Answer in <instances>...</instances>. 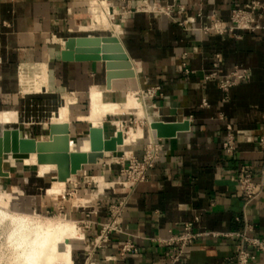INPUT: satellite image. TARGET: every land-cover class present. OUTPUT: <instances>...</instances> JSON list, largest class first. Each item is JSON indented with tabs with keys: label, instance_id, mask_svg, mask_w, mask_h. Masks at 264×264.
<instances>
[{
	"label": "crops",
	"instance_id": "obj_1",
	"mask_svg": "<svg viewBox=\"0 0 264 264\" xmlns=\"http://www.w3.org/2000/svg\"><path fill=\"white\" fill-rule=\"evenodd\" d=\"M137 1L120 0L117 14L121 16L123 10L131 12L122 16L118 37L137 78L114 80L110 90L103 62H65L61 58L64 42L70 37L115 36L114 29L99 24L100 19L95 22L91 18L93 22L86 25L88 14L105 0H0V126L18 124L19 111L26 115L46 112L53 104L59 105V97L70 94L76 96L77 103L66 97L50 124L56 126L58 134L66 133L65 127H69L73 139L75 131L82 127H74L71 119L59 123L60 110L71 99L77 120L87 123L89 129L90 124L81 118L90 114V96L96 86L104 92L102 98L106 103L126 104L133 94L142 99L151 121L180 126L174 136L167 138H159L154 131V140L160 142L162 149L147 182L133 190L118 185L106 190L108 203L127 199L124 232L113 235L103 248L92 249L86 262L84 258L75 262L72 257L73 264H88L92 258L95 264H167L171 250L157 239L182 232L186 223H193L195 233L221 235L243 232L250 225L251 237L264 238V193L247 204L237 182V175L244 170H251L254 180L259 182L264 167V153L258 144L264 135V13L259 19L261 29L242 32L239 39L234 35H205L199 28L210 23L212 14L229 21L233 9L243 8L252 0H201L202 18L197 17L195 3H187L184 14L169 17L157 12H136ZM147 1L163 7L174 0ZM190 17L195 22L189 23L188 29L178 24ZM217 54L222 57V74L240 67L248 69L251 76L234 87L227 99L216 80L204 81ZM25 65L46 71L41 69L40 75L24 83L21 77ZM186 69L190 74H186ZM154 87L160 88L155 97L143 99L142 90ZM204 100L207 107L203 106ZM87 101L89 108L85 112ZM69 110L71 114L70 106ZM229 133L238 141L231 158L223 149ZM141 146L134 153L138 157L143 154ZM106 158L108 155L89 167H95L94 172L112 182L122 179V165H110L104 161ZM80 174L81 171L77 176L81 179ZM43 179L35 182L47 192ZM77 183L75 180L67 186L82 194L85 190ZM52 203L48 207L56 208V203ZM102 207L98 209L99 215L93 217L94 223L107 219ZM94 223L84 232L81 229L82 237L71 241V250L79 241L91 247L100 230ZM126 241L134 243L139 253L121 257L120 246ZM236 252L235 239L201 235L189 246L181 264H236ZM255 253L257 259L251 264H264V252ZM110 257L116 259L108 260Z\"/></svg>",
	"mask_w": 264,
	"mask_h": 264
},
{
	"label": "built area",
	"instance_id": "obj_2",
	"mask_svg": "<svg viewBox=\"0 0 264 264\" xmlns=\"http://www.w3.org/2000/svg\"><path fill=\"white\" fill-rule=\"evenodd\" d=\"M136 12H157L173 16L174 13L184 14L187 9V3H195L197 6V17H203V9L201 7V0H174L172 4L157 7L151 5L147 0L141 3V0L137 1ZM131 13L128 10H123L121 13L128 16ZM264 13V1L252 0L243 8L233 9L231 18L229 21L221 19L217 14H212L209 17L210 23L199 28V30L205 35H234L237 38H241L242 32H256L261 29L259 19L262 18ZM195 22L194 17H190L185 21H180L178 24L188 29L189 23ZM221 60L220 54H217L212 62L211 71L205 76L204 81H217L218 88L224 93L226 99L229 96L230 91L236 87L242 81L250 79V72L248 69L236 67L227 74L221 73ZM186 74H190V71L186 69ZM159 87L149 88L143 90L142 94L145 98H153L157 94ZM203 106L207 107L206 100L203 101ZM223 119V117H221ZM228 130L231 132L232 128L229 126ZM237 138L233 133H229L223 142V149L228 158L234 156L237 148ZM258 144L264 153V135L258 139ZM162 145L160 142L151 139L147 143V147L143 150L141 157L132 153L130 156H126V159H119L117 163L122 165L121 174L122 179H118L114 182H107L104 176L103 188H100V182L97 181L98 177L93 178L94 183L98 184V195L101 199L97 202V206H101V202L106 200V190L113 189L114 186H122L127 189H135L138 185L145 183L149 179V172L155 167L156 161L160 158ZM86 175V174H85ZM96 179V180H95ZM237 182L241 191L246 197V203L250 204L257 200L264 193V167L261 171V180L256 182L254 180L253 172L251 170H244L237 175ZM127 199H121L117 202L111 203L108 207L107 219L100 223L91 222L85 226L89 228L92 223L98 224L100 227L99 233L92 241L93 249H101L108 244L113 235H119L124 232L123 222L124 215L127 208ZM252 231L250 225L246 226L243 232H230L225 234L220 233H205L198 234L194 232L193 223H186L182 232L170 233L167 238H158L157 242L165 245L171 250L169 260L167 264H181L183 257L187 253L189 246L201 235L219 237L224 236L236 240V264H251L256 261V252H264V238L251 237L249 232ZM85 239V238H84ZM254 250V251H253ZM138 254L139 249L131 241L123 242L120 246L119 255L121 257L127 254ZM116 259L110 257L108 260Z\"/></svg>",
	"mask_w": 264,
	"mask_h": 264
},
{
	"label": "rangeland",
	"instance_id": "obj_3",
	"mask_svg": "<svg viewBox=\"0 0 264 264\" xmlns=\"http://www.w3.org/2000/svg\"><path fill=\"white\" fill-rule=\"evenodd\" d=\"M105 2L110 7L109 13H110V16L112 18V21L114 22V24L120 25V20H121L122 16L117 15L118 14V7L121 3L120 0H105ZM90 3H92V1ZM85 9H87V7ZM86 19H87L86 25H89L92 22L90 13L88 14V17ZM79 31H80V29H79ZM85 33H88V32H85ZM88 34H98L99 35V34H110V33H108V32H102V33L101 32H94V33L89 32ZM21 92H22V90H21ZM21 95L27 96V95H34V94H23V93H21ZM66 97L74 99L75 103H77V98L75 95L63 94L62 98L61 97L58 98L59 105L53 104L54 107L51 106V108L49 110L47 109L46 112H36L34 114H31V115H28V114L26 115L20 111L19 112L16 111V112H18L19 123L15 124V125H13L12 123L11 124L7 123V124H4L3 126H0V134L4 128L10 129V128L18 127L20 130H22V132L24 133V135L26 137L34 138L33 136H35L36 137L35 139L37 141L47 140L48 135H49V126H50V123L52 121V118L57 115L59 108L65 104V102H66L65 98ZM82 106H84V104H82ZM84 108H82V109H84ZM88 108H89V102L87 103V107L85 108V112L88 111ZM70 109H71L70 119H71L72 124L74 125V127H76L78 125H80L82 127L81 130L75 131V133L73 134L74 138L72 139L75 142V144L72 143L74 145V147L76 149H79L82 146V144H80L81 139L86 138L88 136V130H87L88 124L83 123V122H79L77 120L78 115L72 111L71 105H70ZM119 120L121 121L122 127L124 126V129L126 130L127 133L130 131V129H134L136 131L137 128H139V129L142 128L144 130V134H145L144 137L145 138L143 139L142 146H141L142 150H144L147 147V143L149 140V136H148L149 135L148 134L149 126H148L147 122L141 121V119L138 116H136L135 114H132V113H125V114L117 115V116L116 115L108 116L107 120L104 122V126H105L107 136H111L117 131L118 125L116 124V121H119ZM88 123L91 126V123L90 122H88ZM125 148H127V147H125ZM137 150H138V148L135 149L133 153H135ZM119 154H121V155H119ZM107 155H108V158H106L104 161L110 163V165H117V161L119 159H121V158L126 159V156H127L125 151H123V150H120V152L116 153V154H107ZM90 169H93V170L89 171ZM95 170H96L95 167H89V166L87 167L86 166V168H84L81 171V174H80L82 177L81 179L79 176H73L71 178V182L76 180L78 182L77 183L78 185L80 184L83 186V189L85 191H83L82 194H79L75 188L74 189L68 188L67 185L70 183V182H68L66 184L64 192H62L57 197L51 196V195H49V193L46 192V189L42 190V188L39 187L38 182H35V180H38L39 177H38L37 172H32V171H29V172H26L23 174H20L17 172H12L10 178H1L0 177V191L1 190H3L1 192L8 191V192H11V194H12L13 199L11 200V207L9 210L16 212V213H21V214H34V215L37 214V216L39 218L38 217H35V218L34 217H27V216L19 217V218L26 220V221L29 220L28 222L31 224L34 222L36 223V220H43L45 218H52V219H58V218L66 219V218H68V219H71L72 221L75 220L77 222L78 226L76 225V222L75 223L73 222V224H74L73 226L75 229L77 227L79 230L82 229V231L84 232V230H86L85 226L89 225V223L93 222L94 221L93 217H95L96 214L100 213L98 210L99 206H97L96 204L101 199V196L98 195V184L94 183L93 178L101 177L102 175L94 172ZM106 172H109V168H106ZM57 177L58 176L56 174V171H53L50 174H48L45 179H43L45 181V184H46L48 190H49V188L52 187L51 184H53V182H55V178H57ZM106 181L112 182L109 179H106ZM14 188H17L19 190L15 191ZM46 194H47V196H50L52 198L47 197ZM83 200H88L89 202L83 203ZM52 201H53V203H56V208H53V207L49 208L48 207V205H50L52 203ZM108 201L109 200L106 199L103 202H101V204H100V205H103L102 210L106 215L108 213V207L111 204L110 202L108 203ZM3 211L6 212V209H5V207H3L1 205L0 206V212H3ZM11 211L8 213V210H7L6 214L7 215L9 214L8 219H5L6 216H4V213L2 215H0V226H1V228H0V264H9V263L13 264V262L15 264H20V263L15 262L17 260L18 256L20 255V249L15 248V246H14L15 242L14 241L17 238L15 239L13 236H15L16 235L15 233L18 232L15 237H17V236L19 237V236H21V234H23L25 232V230L23 228H21L23 230L22 231L20 229V226H18V228H17V225H15V224L12 225L13 224L12 218L9 217L10 215L13 216ZM76 212H77V214H76ZM77 215H80L81 217H79V216L77 217ZM1 217H4V218L1 219ZM30 218H31V221H30ZM1 222H3V223H1ZM7 223H8V225H7ZM1 224H4V225H1ZM31 226H33V225H31ZM4 228H5V230H4ZM9 228L11 231L10 230L8 231ZM12 228H14V229H12ZM1 231L4 232V236H3V232H1ZM15 231H17V232H15ZM21 231H22V233H21ZM82 231H81V233H82ZM12 233L15 235L12 236ZM9 237H12L11 240ZM1 243H4V244H1ZM88 244L89 243H87V242L85 243V241H83V242L79 241L75 244V248L72 246V257H73V260L75 262H76L77 258L79 260L81 258H84V262H86L88 260V258H90L89 254L92 253L93 245H90L91 247H88L87 246ZM6 245L8 247L7 249H6ZM11 245H12L13 249L11 248ZM1 246H3V247H1ZM61 248L64 250V245H62ZM1 249H3V250H1ZM14 250H16L15 251L16 253L13 252ZM17 253L19 255H17ZM9 255H10V257H9ZM1 257H3V258H1ZM7 257H9V258H7Z\"/></svg>",
	"mask_w": 264,
	"mask_h": 264
},
{
	"label": "bare ground",
	"instance_id": "obj_4",
	"mask_svg": "<svg viewBox=\"0 0 264 264\" xmlns=\"http://www.w3.org/2000/svg\"><path fill=\"white\" fill-rule=\"evenodd\" d=\"M109 9H110L109 5L106 2H103L101 4L100 8H96V9H93L91 11V18L96 20L95 22L99 21L97 19H100L101 21L99 22V24L103 28L105 26L108 29L110 27L112 29H114L116 32L115 37L119 38L118 32H119L120 25L114 24V22L112 21V18L110 16ZM99 24H98V27H99ZM93 28H91V30ZM83 29H87V26L83 25ZM97 29H101V28H97ZM121 32L122 31H120V34H121ZM34 66L35 65H33V67ZM33 67L31 65L23 66V68H22L23 77H21V78H23L24 83L25 82L30 83V82H28L29 80H31L29 78L30 77L33 78L35 75L37 76L40 73L39 71L42 69L41 70V72H42L44 69V68H40V67H37V68L34 67L35 68L34 69ZM45 68H46V66H45ZM42 74L43 73H41V75ZM41 79H44V78H41ZM35 81H34V83H35ZM38 81H42L45 83V81H43V80H38ZM47 81H48V79H47ZM27 83L25 85H27ZM39 83H41V82H39ZM29 85H31V84H29ZM23 87H25V86H23ZM30 88H31V86H30ZM38 88H40V87H38ZM99 88H100V90H98ZM23 89H25V88H23ZM27 89H28V87H27ZM96 89L97 90L96 91L94 90V92H92L91 96H90V104H91V107L89 109L90 114L86 117L81 118V120L86 121V122H90L92 128H101L104 125V122L107 120L108 116H114V115L117 116V115H122L125 113L136 112L139 115V118L143 120V122L144 121L147 122V124L149 126V132H150L149 139L154 141V139H155L153 136L154 131L152 130V127H151V124L153 121L150 120L151 118L147 117L146 108H145V105H144V102L142 101V99H138L136 97V95L131 94L129 101H127L128 103H126V104H118V103H113V102L112 103H106L103 101V98H102V93H104V92H101L102 91L101 87L97 88V86H96ZM40 90H38V91H40ZM22 91H24V90H22ZM142 92H143V90H142ZM32 93H33V91H32ZM137 93H139V92H137ZM140 94L143 97V99L146 100V98L143 96V94L142 93H140ZM73 102H74V100H73ZM71 103H72V100L70 99L67 101V104L63 108H61L60 118L58 120L59 123L60 122L65 123L66 121L70 120L69 106ZM1 117H3V116H1ZM13 118H14V116H13ZM116 124L118 125L117 131L122 133L123 138H124L123 145L119 146V150L125 151L126 155L130 156L134 152L135 149L139 148L142 145V141L145 138L144 137L145 136L144 130L142 128L141 129L137 128L136 131L134 129H130V131L127 133L126 130L124 129V126L122 127L120 120L116 121ZM65 128H66V131L69 133V127H65ZM57 131L58 130H57L56 126H53V133L58 134ZM72 143L73 142L70 143V152H69V155L71 158L69 168H71V169L74 168V162H75V161H73V159H74L73 154L81 153V155H83V157L85 159V155L87 156V154L90 153V149H91L90 148V142H89L88 138L85 139L84 143L82 144V146L79 149H76ZM125 147H127V148H125ZM119 155H121V154H119ZM83 157H82V159H83ZM7 160H8V163L4 166V171L6 173H9L10 175L12 174V172H17V173L23 174V173L32 171V172H37L39 178H46V176L48 174H50L53 171H57L60 168L59 164L57 162L40 164L38 154L33 153V152L30 154H27V155H15L11 158H8ZM76 162L78 164L79 159L78 160L76 159ZM72 177H73V175L71 177H69L66 181L60 180L59 177L55 178V182H53L52 187L49 188V190H47V193H49V195H51V196L57 197L62 192H64L66 184L68 182H71ZM97 181L101 183L100 188L102 189L104 186V184H103L104 182L102 180V177H98ZM14 190L16 191L19 189L14 188ZM1 191H3V190H1ZM1 191H0V204L3 207H5L6 212L5 211L0 212V215H2L4 213V216H6L5 219H8L9 214L7 215L6 213H7V210H8V213L11 211L9 209L11 207V200L13 199V197H12L11 192H8V191L1 192ZM87 202H89V201L83 200V203H87ZM11 213L13 214V216L10 215L9 217L12 218V221H13L12 225L15 224V225H17V228H18V226H20V229L23 228L25 230V232H24L25 234L24 233L21 234L22 237L21 236L15 237L18 233L17 231H15V232H17V233H15L16 235L12 233V236L15 235L13 237L15 239L17 238L14 241L15 242L14 246H15V248L20 249V255L18 254L19 252L17 253V255H19V256H18L17 260L15 261L16 263H20V264H73L71 241L80 239L82 237L81 230H79L77 227L75 229L73 226L74 225L73 222L74 223L76 222L75 220L72 221L71 219H68V218H66V219L45 218L43 220H36V223L34 222L31 224L28 222L29 220L26 221V220H23L19 217L27 216V217H34L35 218V217H38L37 214H35V215L34 214H21V213H16L13 211H11ZM3 218L4 217H1V219H3ZM30 221H31V218H30ZM1 223H3V222H1ZM1 225H4V224H1ZM7 225H8V223H7ZM31 225H33V226H31ZM76 225L78 226L77 222H76ZM0 228H1V226H0ZM10 228L8 229V231L10 230ZM12 229H14V228H12ZM4 230H5V228H4ZM22 231H21V233H22ZM1 232H3V231H1ZM3 236H4V232H3ZM9 238L11 240L12 237H9ZM1 244H4V243H1ZM62 245H64V250L61 248ZM1 247H3V246H1ZM7 248L8 247L6 245V249ZM11 248H12V245H11ZM1 250H3V249H1ZM15 251L16 250H14L13 252H15ZM9 257H10V255H9ZM9 257H7V258H9ZM1 258H3V257H1ZM95 263L96 262L93 261V258H92L88 264H95ZM9 264H12V263H9ZM13 264H15V263L13 262Z\"/></svg>",
	"mask_w": 264,
	"mask_h": 264
},
{
	"label": "water",
	"instance_id": "obj_5",
	"mask_svg": "<svg viewBox=\"0 0 264 264\" xmlns=\"http://www.w3.org/2000/svg\"><path fill=\"white\" fill-rule=\"evenodd\" d=\"M61 58L65 62H103L106 69L107 88H112L114 80H127L137 78V72L133 63L122 44V41L115 36H83L70 37L64 42V49ZM152 130L156 131L159 138H167L175 135L178 125L160 121L152 122ZM90 142V153L73 154L74 168L70 165V133H53V126H49V138L37 141L24 135L22 130L3 129L0 134V177L10 178L11 175L4 171L8 158L15 155H27L36 153L40 164H59L56 171L60 180L66 181L69 177L77 176L85 166H92L106 157L107 154L119 152V146L123 145V134L116 131L113 135L107 136L105 126L101 128L88 129ZM83 157V159H82ZM76 159H79L77 164Z\"/></svg>",
	"mask_w": 264,
	"mask_h": 264
}]
</instances>
